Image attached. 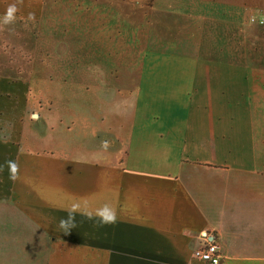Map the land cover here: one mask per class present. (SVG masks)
I'll list each match as a JSON object with an SVG mask.
<instances>
[{"label":"crops","instance_id":"1","mask_svg":"<svg viewBox=\"0 0 264 264\" xmlns=\"http://www.w3.org/2000/svg\"><path fill=\"white\" fill-rule=\"evenodd\" d=\"M13 3L0 0V15ZM17 7L42 18L43 0ZM150 9L176 26L148 38L164 48L136 67L108 39L100 65L85 50L84 130L74 122L66 134L62 118L37 113L14 134L7 100L25 87L0 77V165L20 168L16 181L0 173V264H206L192 258L205 233L222 264H264V24L252 22L264 0ZM106 203L114 224L81 214ZM73 204L77 227L65 235L58 224Z\"/></svg>","mask_w":264,"mask_h":264},{"label":"rangeland","instance_id":"2","mask_svg":"<svg viewBox=\"0 0 264 264\" xmlns=\"http://www.w3.org/2000/svg\"><path fill=\"white\" fill-rule=\"evenodd\" d=\"M151 5L152 0H43L40 20L16 15L13 24L5 25L0 15V77L23 83L26 95L20 97L18 90L7 100L12 103L13 120L7 124L13 125V133L24 116L28 124H36L37 113H46L49 123L62 118L66 134L73 132L68 127L74 122L84 130L85 50L88 55L92 47V61L98 63L108 39L110 49L124 50L121 62L136 67L144 51L164 48L146 46L152 42L148 38L163 37L165 27L176 26V21L152 11ZM54 112H62L61 117Z\"/></svg>","mask_w":264,"mask_h":264},{"label":"clouds","instance_id":"3","mask_svg":"<svg viewBox=\"0 0 264 264\" xmlns=\"http://www.w3.org/2000/svg\"><path fill=\"white\" fill-rule=\"evenodd\" d=\"M17 4H23V0H16V3L10 4L7 7L3 17V24L10 25L15 22L16 13L19 11ZM102 147L106 149L108 147L107 142H103ZM5 167L9 173V180L16 181L19 179L20 168L19 164L15 160H7L3 165H0V173L4 171ZM67 212V218H61L58 224V228L62 230L65 235L70 234L71 231L77 227L75 216L78 212H80V205L73 204L69 209H67ZM81 214L86 216L88 220L97 221L98 226L114 224L117 221L116 209L107 203L94 211H87Z\"/></svg>","mask_w":264,"mask_h":264},{"label":"built area","instance_id":"4","mask_svg":"<svg viewBox=\"0 0 264 264\" xmlns=\"http://www.w3.org/2000/svg\"><path fill=\"white\" fill-rule=\"evenodd\" d=\"M252 22H259L264 24V18L252 19ZM192 258L195 261L203 262L206 264H222L223 256L220 250L219 243L215 236L205 233L202 237V242L194 248Z\"/></svg>","mask_w":264,"mask_h":264},{"label":"water","instance_id":"5","mask_svg":"<svg viewBox=\"0 0 264 264\" xmlns=\"http://www.w3.org/2000/svg\"><path fill=\"white\" fill-rule=\"evenodd\" d=\"M34 116H37V115H34Z\"/></svg>","mask_w":264,"mask_h":264}]
</instances>
